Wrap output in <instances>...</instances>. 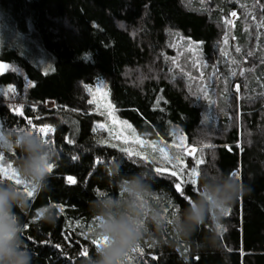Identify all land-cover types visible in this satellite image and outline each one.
<instances>
[{
    "label": "trees",
    "instance_id": "1",
    "mask_svg": "<svg viewBox=\"0 0 264 264\" xmlns=\"http://www.w3.org/2000/svg\"><path fill=\"white\" fill-rule=\"evenodd\" d=\"M0 65V133L45 129L56 153L36 191L18 171L23 153L0 148V180L34 193L16 209L34 264L94 253L90 201L116 191L113 166L145 174L170 224L203 187L222 192L229 173L246 192L194 232L148 236L125 264H264V0H0ZM103 79L152 149L106 136L93 103Z\"/></svg>",
    "mask_w": 264,
    "mask_h": 264
},
{
    "label": "clouds",
    "instance_id": "2",
    "mask_svg": "<svg viewBox=\"0 0 264 264\" xmlns=\"http://www.w3.org/2000/svg\"><path fill=\"white\" fill-rule=\"evenodd\" d=\"M0 148L19 149L23 153L18 171L29 189L47 188L48 169L56 153L38 132L29 129L0 133ZM108 172L116 191L96 195L90 201V211L96 220L93 234L101 243L85 258L84 264H125L129 253L148 236L163 235L170 227H176L181 235L194 232L213 211L221 214L246 193L243 182L233 180L229 173V183L222 192L203 187L198 199L188 202L181 218L170 224V217L152 201L149 195L152 186L143 172L126 176L115 166ZM26 207L30 205L22 186L0 180V264H34L33 251L23 239L24 228L16 211ZM55 217L54 210L48 209L42 219L54 224Z\"/></svg>",
    "mask_w": 264,
    "mask_h": 264
},
{
    "label": "rangeland",
    "instance_id": "3",
    "mask_svg": "<svg viewBox=\"0 0 264 264\" xmlns=\"http://www.w3.org/2000/svg\"><path fill=\"white\" fill-rule=\"evenodd\" d=\"M235 88L237 94H239L238 84ZM93 103L103 119L101 126L105 130L106 136L111 141L119 143L133 152L143 153L151 148L150 145L133 130L132 125L128 121L122 119L115 111L111 101L110 87L105 79L97 83L93 91ZM195 151L196 148H190L187 150V153L193 154ZM165 169L173 171L169 167Z\"/></svg>",
    "mask_w": 264,
    "mask_h": 264
},
{
    "label": "snow or ice",
    "instance_id": "4",
    "mask_svg": "<svg viewBox=\"0 0 264 264\" xmlns=\"http://www.w3.org/2000/svg\"><path fill=\"white\" fill-rule=\"evenodd\" d=\"M233 15H235V13H233ZM2 67H4V66L0 65V68H2ZM12 91H14V89H9V92H12ZM19 114L22 115L23 114L22 111H20ZM39 132L43 136V134L45 132V129H39ZM69 142L71 143V141H69ZM122 151H124L125 154L129 156V158H132L134 155L135 156H139V153L133 154V153L129 152L127 149H122ZM73 159H75V157H73ZM197 163H201V161H197ZM52 168H53V165H50L49 169H48L49 172L52 171ZM2 171H3V169H0V172H2ZM155 171L157 173H160L161 169L159 167H157L155 169ZM172 175H176V173H172ZM191 175H192V179L190 180V183H196L195 177H197V169L193 168ZM232 176L238 178L239 174L237 172H233ZM68 180H69L70 183H75L76 182L75 179L72 178V177H69ZM175 188L177 189L178 192H182V185L180 183L175 184ZM26 194H27V196L31 197L34 193H33L32 190H29V191H26ZM92 243L95 244L96 246H99L101 241L96 239V240H93ZM86 252H87V250L85 249L84 250V254H86Z\"/></svg>",
    "mask_w": 264,
    "mask_h": 264
}]
</instances>
